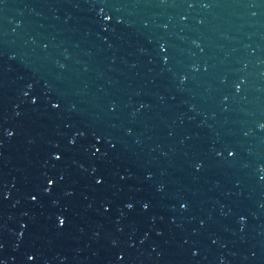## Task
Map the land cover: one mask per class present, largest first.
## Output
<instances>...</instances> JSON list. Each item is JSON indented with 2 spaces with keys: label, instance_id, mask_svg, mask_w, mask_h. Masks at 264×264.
Wrapping results in <instances>:
<instances>
[{
  "label": "water",
  "instance_id": "1",
  "mask_svg": "<svg viewBox=\"0 0 264 264\" xmlns=\"http://www.w3.org/2000/svg\"><path fill=\"white\" fill-rule=\"evenodd\" d=\"M0 264H264V0H0Z\"/></svg>",
  "mask_w": 264,
  "mask_h": 264
},
{
  "label": "snow or ice",
  "instance_id": "2",
  "mask_svg": "<svg viewBox=\"0 0 264 264\" xmlns=\"http://www.w3.org/2000/svg\"><path fill=\"white\" fill-rule=\"evenodd\" d=\"M61 223H63V221H61Z\"/></svg>",
  "mask_w": 264,
  "mask_h": 264
}]
</instances>
